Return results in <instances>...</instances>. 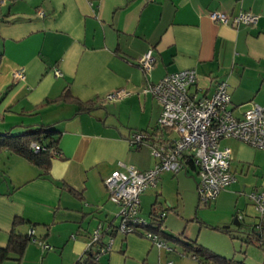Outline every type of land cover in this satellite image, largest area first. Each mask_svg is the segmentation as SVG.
Instances as JSON below:
<instances>
[{
	"label": "crops",
	"instance_id": "obj_1",
	"mask_svg": "<svg viewBox=\"0 0 264 264\" xmlns=\"http://www.w3.org/2000/svg\"><path fill=\"white\" fill-rule=\"evenodd\" d=\"M211 10L251 11L258 20L234 27L212 21ZM150 48L155 61L144 72L138 60ZM185 68L196 71L198 96L211 95L224 81L236 113L250 103L264 106V0H0V132L21 133L40 124L58 131L57 153L45 174L23 157L0 151V246L15 217L24 219L19 231L34 232L19 260L12 256L1 264H93L86 248L99 223L102 240L112 239L99 259L103 264H209L180 244L166 252L138 233L113 230L116 207L103 184L119 161L140 170L153 166L150 144L165 133L155 130L160 104L141 89ZM16 71L23 77L16 78ZM120 88L130 94L103 99ZM64 89L93 107L78 112L73 103L54 101ZM139 130L147 133L146 143L130 144L128 136ZM229 143L235 180L204 205L212 218L201 219L195 238L184 230L182 240L200 241L202 228L237 230L235 216L253 228L260 221L247 193H264V149ZM190 171L197 184L196 171ZM161 192L142 216L148 217L155 201L173 208ZM162 230L172 235L164 224ZM204 246L229 257L220 244Z\"/></svg>",
	"mask_w": 264,
	"mask_h": 264
},
{
	"label": "built area",
	"instance_id": "obj_2",
	"mask_svg": "<svg viewBox=\"0 0 264 264\" xmlns=\"http://www.w3.org/2000/svg\"><path fill=\"white\" fill-rule=\"evenodd\" d=\"M208 16L214 22L234 27L254 25L258 20L257 14L246 10L233 14L211 10ZM154 61L153 50L150 48L139 58L138 63L144 72H148ZM55 73L59 75V71L56 70ZM14 76L22 78L23 73L16 71ZM196 83V71L185 68L167 73L155 82L147 81L143 85L141 93L152 95L160 104L156 127L158 131L165 133L150 144L154 164L148 169L140 170L119 161L118 166L103 179L108 199L118 207L115 231L124 235L139 232L158 249L166 252L172 251V248L148 228V217L140 214V194L154 188L163 172L175 174L183 170L186 173L184 157H187L196 169L198 200L206 205L235 180L230 167V140L241 141L256 149L264 148V106L250 103L242 112L236 113L226 82L218 81L209 96H198L196 90H193ZM129 94L130 91L126 89H114L106 93L103 99L114 101ZM146 138L145 131H134L129 143L145 144ZM31 147L33 151L40 149L36 143H32ZM249 199L260 217H264V193L252 191ZM103 231V225L99 223L92 230L86 248L94 251L95 264H103L100 257L111 249L112 239L103 241ZM27 233L32 237L33 229ZM39 243L44 248H50L43 241ZM167 263L170 264L171 261Z\"/></svg>",
	"mask_w": 264,
	"mask_h": 264
},
{
	"label": "trees",
	"instance_id": "obj_3",
	"mask_svg": "<svg viewBox=\"0 0 264 264\" xmlns=\"http://www.w3.org/2000/svg\"><path fill=\"white\" fill-rule=\"evenodd\" d=\"M53 100L57 102L73 103L77 106L78 112L88 111L93 107V104L90 101H80L79 99L72 96L67 89H64V91ZM155 130H157V127H155ZM132 133L133 132H131V134L128 136V141ZM57 135L58 131H56L51 124L36 125L24 130L21 133H12L10 131L0 132V151H8L23 157L29 163L40 168L45 174L51 167L52 156L57 153ZM32 143L38 144L40 149L38 151H33L31 147ZM143 144L144 143H132V145L136 146H141ZM184 160L187 166L186 172H189L190 170L196 171L191 160L187 159V157H184ZM69 191H71V189H69ZM72 193L75 194L73 191ZM198 203L201 204L199 200ZM165 208L166 209H162L160 204L156 201L151 205L148 215V228L158 234L159 237L166 241V243H168L167 240H170L180 244L183 251L190 253L192 257L196 258L200 262L203 261L209 264H247L244 262V260H236L233 257H226L215 253L208 247L198 243L195 239L185 241L172 235L165 234V232L162 230L163 216L169 207ZM161 213H163V215H161ZM23 221L24 219L21 217L14 218L8 241L5 246H0V264L12 256L16 260H19L25 251L26 245L32 240L33 236L30 237L27 232H21L17 229V227L21 225ZM213 228L224 232L230 231L229 228L215 226H213ZM236 228L237 231L246 234V243H256L259 246L264 244V217L260 218V221L255 228L251 227V225L242 224H239ZM113 230H115L114 226ZM138 234L141 235L139 232ZM87 253L93 259L94 251L90 249L87 250ZM93 264L95 263L93 262Z\"/></svg>",
	"mask_w": 264,
	"mask_h": 264
},
{
	"label": "rangeland",
	"instance_id": "obj_4",
	"mask_svg": "<svg viewBox=\"0 0 264 264\" xmlns=\"http://www.w3.org/2000/svg\"><path fill=\"white\" fill-rule=\"evenodd\" d=\"M190 172L192 171H189L187 174L183 170L175 174L166 172L161 175V177H164L163 184L157 180L155 189L150 188L140 194L142 206V211L140 210V212L146 214L150 204L154 200L155 192L162 191L161 196L162 199L165 198V204L167 205L169 203L173 207L172 209L166 210L167 215L164 218L163 224L172 232L174 237L182 239V232L184 230L191 232L193 238H195L201 219L207 220L206 218H212L210 212L204 211L206 207L198 203L196 183L193 178V172ZM237 175L240 174L237 172ZM252 191L261 192L259 190H251L247 193L248 198L249 193ZM110 203L116 207L115 212H117V205L111 201ZM190 218H193V220H190ZM198 240L203 245L209 242L210 244H220V248L228 252L229 257H233L236 260H244L247 264H264V244L259 246L256 243H246V234L237 231L234 227H231L229 232L222 231L219 233L202 228L201 236ZM167 242L168 246L179 248L176 242L170 240H167Z\"/></svg>",
	"mask_w": 264,
	"mask_h": 264
},
{
	"label": "water",
	"instance_id": "obj_5",
	"mask_svg": "<svg viewBox=\"0 0 264 264\" xmlns=\"http://www.w3.org/2000/svg\"><path fill=\"white\" fill-rule=\"evenodd\" d=\"M232 222H233V224L236 225V226L239 225V222H238V218H237V216L234 217V219H233ZM226 227H228V225H226Z\"/></svg>",
	"mask_w": 264,
	"mask_h": 264
}]
</instances>
